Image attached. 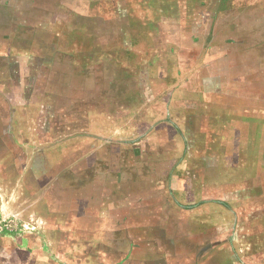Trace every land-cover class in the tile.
Segmentation results:
<instances>
[{"label":"rangeland","instance_id":"374dc122","mask_svg":"<svg viewBox=\"0 0 264 264\" xmlns=\"http://www.w3.org/2000/svg\"><path fill=\"white\" fill-rule=\"evenodd\" d=\"M0 264H264V0H0Z\"/></svg>","mask_w":264,"mask_h":264}]
</instances>
